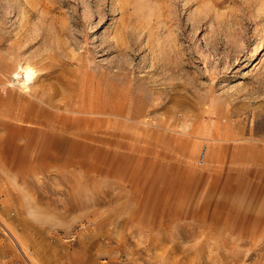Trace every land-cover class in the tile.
Returning <instances> with one entry per match:
<instances>
[{
  "label": "rangeland",
  "instance_id": "374dc122",
  "mask_svg": "<svg viewBox=\"0 0 264 264\" xmlns=\"http://www.w3.org/2000/svg\"><path fill=\"white\" fill-rule=\"evenodd\" d=\"M0 264H264V0H0Z\"/></svg>",
  "mask_w": 264,
  "mask_h": 264
},
{
  "label": "bare ground",
  "instance_id": "6f19581e",
  "mask_svg": "<svg viewBox=\"0 0 264 264\" xmlns=\"http://www.w3.org/2000/svg\"><path fill=\"white\" fill-rule=\"evenodd\" d=\"M18 71L20 73L19 76H18V72L16 71L12 74V78L14 81L17 82V84H19L20 87H22L25 91H27L29 85H31L36 78L35 71H33V69L28 65L19 66Z\"/></svg>",
  "mask_w": 264,
  "mask_h": 264
},
{
  "label": "crops",
  "instance_id": "0c3cea01",
  "mask_svg": "<svg viewBox=\"0 0 264 264\" xmlns=\"http://www.w3.org/2000/svg\"><path fill=\"white\" fill-rule=\"evenodd\" d=\"M99 113V112H98ZM101 113V112H100ZM106 113L108 114V115H112V113L111 112H108V111H106ZM5 127V126H4ZM17 133H19V129L18 130H16L15 132L13 131V132H11L10 133V135L11 134H17ZM30 144H32V142L30 143Z\"/></svg>",
  "mask_w": 264,
  "mask_h": 264
}]
</instances>
